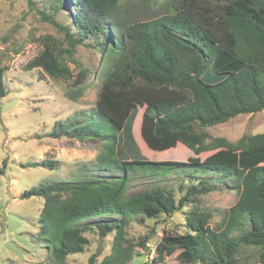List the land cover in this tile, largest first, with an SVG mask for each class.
Returning a JSON list of instances; mask_svg holds the SVG:
<instances>
[{
  "label": "trees",
  "instance_id": "1",
  "mask_svg": "<svg viewBox=\"0 0 264 264\" xmlns=\"http://www.w3.org/2000/svg\"><path fill=\"white\" fill-rule=\"evenodd\" d=\"M74 1L77 33L65 28L67 38L72 48L91 47L87 42L93 40L100 70L81 67L75 74L52 36L40 40L43 51L25 67L74 88L91 77L101 81L95 107L59 120L53 129L55 139L102 142L101 175L65 182L53 177V160L29 165L51 171L21 197H43L38 227L54 263L67 264L70 256L84 253L87 234L96 231L102 239L114 233L111 253L100 262L92 256L89 264H132L136 251L126 229L133 219L157 223L183 214L184 231L164 230L153 263L175 256L181 264H238L242 248L255 247L264 264V133L230 142L207 132L264 111V0H173L168 14L143 22L121 21L120 0ZM4 73L0 66V103L9 94ZM138 107H144L141 136L147 147H176L186 162L119 159V138ZM5 169L6 162L0 175ZM171 174L181 180L168 186L161 178ZM138 179L151 181L129 194ZM217 184L238 198L223 224L212 228V215L198 200Z\"/></svg>",
  "mask_w": 264,
  "mask_h": 264
},
{
  "label": "rangeland",
  "instance_id": "2",
  "mask_svg": "<svg viewBox=\"0 0 264 264\" xmlns=\"http://www.w3.org/2000/svg\"><path fill=\"white\" fill-rule=\"evenodd\" d=\"M173 0H120L119 18L123 22H143L168 14ZM77 4L74 0H0V66L5 70L4 81L8 96L0 103V165L6 162L5 174L0 175V264H55L39 233L38 222L44 206L42 196L23 199L24 192L37 189L40 183L51 176L43 167H31L32 162L53 160L57 163L56 180L68 181L78 175L97 177L101 175L98 156L103 144L95 140H80L71 137H53L54 124L82 114L96 105L101 81L91 77L80 87L74 88L70 81L55 79L41 69L26 70V65L43 51L40 40L52 36L61 43L63 57L77 74L80 68L99 71L101 58L97 55L94 41L89 45L71 47L67 38L77 33ZM40 12L55 23L44 21ZM64 28V30H63ZM144 107H138L132 115L128 130L123 132L118 143V157L124 161H176L186 162L184 152L176 147L167 151H153L141 136ZM213 137L237 142L244 135L264 133V111L240 115L227 123L207 129ZM120 151V153H119ZM84 171V172H82ZM139 177V176H138ZM168 186L181 178L171 174ZM148 180V181H147ZM131 182L129 194L149 185V179ZM198 200L200 209L212 215L210 226L219 228L226 212L234 206L238 195L222 189ZM164 217V216H163ZM137 217L126 229L127 238L133 240L135 255L132 264L153 263L155 248L161 241L164 230L184 231V215L149 221ZM90 245L82 254L70 256L67 264H89L96 256L98 262L111 253L114 233L100 238L98 232L87 234ZM151 250L148 253L141 245ZM238 264H262L258 249L244 247L238 256ZM163 264H181L175 258L166 257Z\"/></svg>",
  "mask_w": 264,
  "mask_h": 264
}]
</instances>
